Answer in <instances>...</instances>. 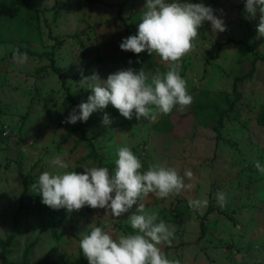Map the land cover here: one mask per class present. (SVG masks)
Returning <instances> with one entry per match:
<instances>
[{"label": "rangeland", "instance_id": "374dc122", "mask_svg": "<svg viewBox=\"0 0 264 264\" xmlns=\"http://www.w3.org/2000/svg\"><path fill=\"white\" fill-rule=\"evenodd\" d=\"M181 2L211 6L227 29L213 33L204 22L182 58L180 75L192 104L155 121L126 119L109 105L87 122L66 124L91 95L81 72L107 80L127 68L149 77L168 71L155 53L120 48L129 37L127 24L138 30L146 0H0V238L12 237L9 262L23 263L31 247L29 264H89L79 243L93 227L134 234L126 222L131 212L115 218L106 208L53 210L31 188L45 171L83 173L84 166H96L114 173L117 150L127 146L142 172L159 163L174 168L186 186L178 195L150 193L143 201L146 213L175 230L171 246H160L169 260L264 264V174L255 167L256 161L264 166V60L254 64L264 56L259 13L245 19V0ZM105 112L112 120L107 127ZM64 152L69 168H54L51 159ZM218 191L225 194L222 206ZM194 200L202 206L190 207Z\"/></svg>", "mask_w": 264, "mask_h": 264}, {"label": "clouds", "instance_id": "9594fccd", "mask_svg": "<svg viewBox=\"0 0 264 264\" xmlns=\"http://www.w3.org/2000/svg\"><path fill=\"white\" fill-rule=\"evenodd\" d=\"M216 11L204 3L146 0L137 34L123 39L120 48L135 54L155 53L167 64L168 71L149 77L143 69L136 72L127 68L110 74L107 80H102L98 73L85 77L81 72V82H87L91 95L72 110L64 123L87 122L94 112L109 105L126 119L135 116L147 121H155L157 114L168 115L177 106L180 111L190 106L193 97L180 75L181 61L193 50V41L204 22L211 23L213 33L227 30ZM244 13L247 20H256L259 13L257 33L264 37V0H245ZM111 123L105 112L102 124L107 127ZM116 155L114 173L107 167L96 166H84L83 173L45 171L31 188L53 210L66 209L71 213L85 206L106 208L115 218L131 212L126 222L134 234L116 236L105 230L106 225L93 227L90 234L82 237L79 247L89 264H179L178 260H169L160 247L171 246L175 230L162 220L157 222L155 213H146L143 201L150 193L159 199L180 194L186 187L183 178L174 168L159 163L142 172L141 161L127 146L118 148ZM67 156V152L56 155L50 163L56 169L67 170ZM255 167L264 174L259 161ZM192 175L190 170L185 172L189 179ZM217 199L222 206L225 194L218 191ZM189 205L193 209L202 206L199 200L190 201Z\"/></svg>", "mask_w": 264, "mask_h": 264}, {"label": "trees", "instance_id": "16d2710c", "mask_svg": "<svg viewBox=\"0 0 264 264\" xmlns=\"http://www.w3.org/2000/svg\"><path fill=\"white\" fill-rule=\"evenodd\" d=\"M91 1L93 2L94 0H91ZM137 31L138 30L135 29V27H133L130 24H127V32L129 34V36L136 35L137 34ZM259 60H264V56H262V57L257 56L255 58V60H254V64L257 61H259ZM54 71L57 72V73H59V70L57 68H54ZM199 103L202 104V101L199 100ZM219 113H220L219 120H218L219 121V127L222 128L224 126V112H219ZM165 130L167 131L168 129H165ZM27 191L28 190L25 188V191H24V193L22 195V198H21V201L22 202H23V199H24L25 195L27 194ZM21 209H22V206L19 209V212L21 211ZM212 212H213V209L209 208L207 214H210ZM203 219H205V217ZM206 233L207 232H206L205 220H202V222H201V237L200 238L201 239L205 238L206 237ZM11 240H12V237H10L7 241L2 240L0 238V245H1V247H3L2 252L0 253V264H29L28 251L31 249V247H29L27 249L26 255H25V260H24L23 263H12V262H9L8 261L7 255H8V252L9 251L7 250V247L11 244ZM39 264H51V263H49L48 260L44 259V260L40 261Z\"/></svg>", "mask_w": 264, "mask_h": 264}]
</instances>
